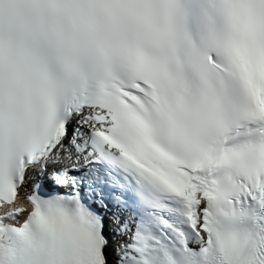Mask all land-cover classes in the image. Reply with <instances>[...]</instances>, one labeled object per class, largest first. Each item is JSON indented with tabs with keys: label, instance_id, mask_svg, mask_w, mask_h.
Returning a JSON list of instances; mask_svg holds the SVG:
<instances>
[{
	"label": "snow or ice",
	"instance_id": "obj_1",
	"mask_svg": "<svg viewBox=\"0 0 264 264\" xmlns=\"http://www.w3.org/2000/svg\"><path fill=\"white\" fill-rule=\"evenodd\" d=\"M0 264H264V0H0Z\"/></svg>",
	"mask_w": 264,
	"mask_h": 264
}]
</instances>
